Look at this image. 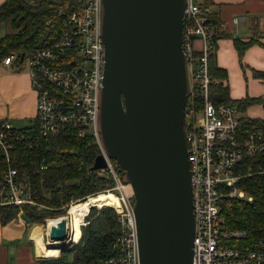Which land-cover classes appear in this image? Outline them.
<instances>
[{
	"label": "built area",
	"instance_id": "obj_1",
	"mask_svg": "<svg viewBox=\"0 0 264 264\" xmlns=\"http://www.w3.org/2000/svg\"><path fill=\"white\" fill-rule=\"evenodd\" d=\"M100 8L101 0H84L63 22L56 41L29 52L24 60L36 91L38 135H57L67 125L76 127L81 137L92 135L105 156L104 168L109 169L118 188L119 177L104 152L97 125L105 61ZM212 13L210 0H185L181 49L189 81L183 110L194 224L191 264H264V237L254 248L238 245L236 240L245 238L244 230L227 227L219 209L223 197L245 198L236 183L254 169L249 164L238 167L242 157L264 152V134L256 126L245 127L234 105L215 101L209 94L210 85L221 81L211 76L208 66L216 42ZM18 55L19 51L10 50L3 61L9 64ZM24 134L7 119L0 121V152L8 162L0 177V206L19 208L17 217L22 205L36 204L29 181L9 165V153ZM45 167L43 162L39 165ZM117 198L118 208L112 206L119 226L113 239L115 253L77 264H140L132 193L120 191Z\"/></svg>",
	"mask_w": 264,
	"mask_h": 264
},
{
	"label": "water",
	"instance_id": "obj_2",
	"mask_svg": "<svg viewBox=\"0 0 264 264\" xmlns=\"http://www.w3.org/2000/svg\"><path fill=\"white\" fill-rule=\"evenodd\" d=\"M185 0H101L100 141L131 186L140 264H191L193 210L181 49ZM93 169L106 167L96 154ZM25 223L29 220L22 213ZM49 238L66 236L65 220ZM62 248H65L62 246Z\"/></svg>",
	"mask_w": 264,
	"mask_h": 264
},
{
	"label": "trees",
	"instance_id": "obj_3",
	"mask_svg": "<svg viewBox=\"0 0 264 264\" xmlns=\"http://www.w3.org/2000/svg\"><path fill=\"white\" fill-rule=\"evenodd\" d=\"M84 0H4L0 3V58L10 50L19 51L17 61H23L29 52L42 46L52 45L59 36L63 22L72 11L78 10ZM214 19V37H229L220 28L221 23ZM3 31V32H2ZM238 61L245 49L252 44H262L258 39L241 41L233 37ZM209 56V72L212 77L226 76L224 69L213 63ZM255 77L264 78V70H253ZM209 94L215 101H224L244 111L250 104H261L264 108V95L232 98L228 88L221 82L212 83ZM243 125L256 126L264 134V118L242 117ZM24 132V139L9 153V165L14 167L21 177L29 181L32 196L36 204H24L21 213L30 225L43 223L47 217L66 214L67 206L87 196L110 190L118 194L116 183L107 168L93 169L94 158L100 152L92 135L81 137L76 127L67 125L57 135H38L37 122L29 127L18 128ZM32 133V134H31ZM28 134L31 136L29 137ZM117 176L122 183H127L121 169L110 158ZM44 163L46 167L40 169ZM252 165L254 171L238 179L236 186L241 188L245 198L223 197L219 209L223 223L231 229L238 228L245 232L244 239L236 240L238 245L254 248L258 240L264 237V152L242 157L240 167ZM8 162L0 152V177ZM250 195L251 199H246ZM19 208L13 205L0 206V223L17 218ZM88 214L81 224L77 242L62 248L57 257L43 259L45 264H77L91 258H106L115 253L114 236L119 231L117 213L111 205L96 207L90 205ZM7 226L17 229L9 223Z\"/></svg>",
	"mask_w": 264,
	"mask_h": 264
},
{
	"label": "crops",
	"instance_id": "obj_4",
	"mask_svg": "<svg viewBox=\"0 0 264 264\" xmlns=\"http://www.w3.org/2000/svg\"><path fill=\"white\" fill-rule=\"evenodd\" d=\"M210 4L213 16L221 23V30L229 35L219 37L215 42L213 63L226 72L225 77L218 79L227 86L232 98L264 95V78L253 75V70H264V0H210ZM234 17L236 21H233ZM233 37L241 41L258 39L262 43L245 49L241 57L242 68ZM195 45L198 47L199 42ZM3 59L0 58V121L7 119L14 128L29 127L36 120V91L30 84L27 64L25 60L8 64ZM245 108L240 111L242 117L264 118L260 103ZM259 108L263 114L256 115L254 112ZM9 223L17 229L7 226ZM28 228L20 216L3 225L0 223V264H45L43 258L35 254L37 251Z\"/></svg>",
	"mask_w": 264,
	"mask_h": 264
},
{
	"label": "bare ground",
	"instance_id": "obj_5",
	"mask_svg": "<svg viewBox=\"0 0 264 264\" xmlns=\"http://www.w3.org/2000/svg\"><path fill=\"white\" fill-rule=\"evenodd\" d=\"M104 204L112 205L118 208L119 198L111 192L104 191L101 193L93 194L85 198V200H78L75 203L69 205L68 216H61L55 218H47L44 225L45 233L49 234L50 226L59 227L58 223L64 219L65 220V233L66 236L62 239L58 238H48L45 240L42 237V229H40L39 225H33L32 229V237L30 239L36 246V255L39 256H58L59 250L62 246L67 247L72 242H77L78 238L81 234V229L79 226L84 223V216L87 214V211L90 205H96L97 207L104 206ZM41 225V224H40ZM43 232V233H44ZM41 244V245H40Z\"/></svg>",
	"mask_w": 264,
	"mask_h": 264
},
{
	"label": "rangeland",
	"instance_id": "obj_6",
	"mask_svg": "<svg viewBox=\"0 0 264 264\" xmlns=\"http://www.w3.org/2000/svg\"><path fill=\"white\" fill-rule=\"evenodd\" d=\"M3 1V0H2ZM1 2V1H0ZM3 32V31H2ZM1 34V33H0ZM257 45V44H256ZM237 60H238V56H237ZM193 62L195 63V60H193ZM238 63H239V61H238ZM239 65H240V63H239ZM243 66L241 65V68H242ZM245 86V85H244ZM252 108H256L255 106H253ZM256 115H260V114H263V112H262V110L259 108V111L258 112H254ZM97 125L99 126V129H100V114H99V118H98V122H97ZM119 183H120V187H116V190L120 193V191H122V192H124V193H127V194H129V193H132V190H131V186L129 185V183H122L121 182V180H120V177H119ZM107 191H110V190H107ZM31 193H33V192H31ZM116 195V194H115ZM118 195V194H117ZM116 195V196H117ZM33 197V196H32ZM88 197V196H87ZM86 197V198H87ZM33 200H34V198H33ZM85 200V199H84ZM36 201V200H35ZM36 203H37V201H36ZM70 204H72V203H70ZM112 206V205H111ZM97 207V206H96ZM68 209H69V205L67 206V209H66V214H64V215H62V216H68V214H70V213H68ZM89 210V209H88ZM88 212V211H87ZM88 214V213H87ZM86 214V215H87ZM85 215V216H86ZM84 216V217H85ZM56 217H60V216H56ZM48 218V217H47ZM49 218H55V217H49ZM48 218V219H49ZM46 220L47 219H45V221L43 222V223H38L37 225H39V227H40V229H42V231L44 232L45 231V226L46 225H44L45 224V222H46ZM84 223H85V220H84ZM83 223V224H84ZM41 224V225H40ZM33 225H35V224H33ZM33 225H30V227L28 228L29 229V236L30 237H32L31 235H32V232H33V229H32V227H33ZM42 232V237L45 239V240H47L48 238H49V235L48 234H46L45 232L43 233ZM67 234V233H66ZM73 243V242H72ZM35 245V244H34ZM41 245V244H40ZM71 245V244H70ZM34 250V249H33ZM35 251H36V246H35ZM60 251V250H59ZM39 256V255H38ZM40 257H42L43 259H48V257H55V256H48V257H45L44 258V256H40ZM57 257V256H56Z\"/></svg>",
	"mask_w": 264,
	"mask_h": 264
}]
</instances>
